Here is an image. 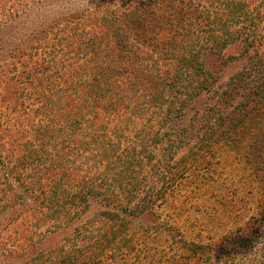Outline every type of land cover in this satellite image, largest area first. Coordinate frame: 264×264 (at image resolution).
<instances>
[{
  "label": "trees",
  "instance_id": "trees-1",
  "mask_svg": "<svg viewBox=\"0 0 264 264\" xmlns=\"http://www.w3.org/2000/svg\"><path fill=\"white\" fill-rule=\"evenodd\" d=\"M208 54L241 66L222 81ZM263 112L264 3L0 0V218L25 223L16 254L42 251L44 227L70 237L50 264L131 250L135 222L235 154ZM253 181L254 216L184 241V264H264V168Z\"/></svg>",
  "mask_w": 264,
  "mask_h": 264
},
{
  "label": "rangeland",
  "instance_id": "rangeland-1",
  "mask_svg": "<svg viewBox=\"0 0 264 264\" xmlns=\"http://www.w3.org/2000/svg\"><path fill=\"white\" fill-rule=\"evenodd\" d=\"M249 1L264 3V0ZM234 53V49H229L223 55L227 57ZM222 57L208 54L205 63L213 71L222 68L223 81L234 74L241 64L235 62L223 67ZM251 130L256 132V137ZM238 140L240 145L235 147L236 155L223 146L216 158L213 157L210 174L199 171L197 179L178 183L173 196L168 198L157 216L135 222L130 237L133 239L131 250L125 249L116 254L106 251L98 259V264H184L188 258L187 251L181 248L184 241L217 240L233 231L238 223L254 216L258 204L253 193L259 187L253 181V174L264 168V112L260 121L252 123L244 135L238 136ZM258 154L263 161L257 163L253 170L247 168L244 161L251 164L255 161L254 155ZM13 218H0V264H3L4 251L15 259L6 264H17L18 261L33 264L36 259L50 264L54 252L52 248L68 244L69 235L44 227L43 233L34 239L41 244L42 251L37 255L16 254L12 245L17 244L16 239H20L19 233L22 235L25 223ZM20 256L22 258L18 259Z\"/></svg>",
  "mask_w": 264,
  "mask_h": 264
}]
</instances>
